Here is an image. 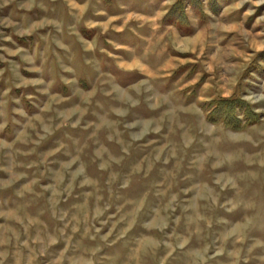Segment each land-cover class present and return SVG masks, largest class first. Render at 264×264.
<instances>
[{
    "label": "rangeland",
    "instance_id": "obj_1",
    "mask_svg": "<svg viewBox=\"0 0 264 264\" xmlns=\"http://www.w3.org/2000/svg\"><path fill=\"white\" fill-rule=\"evenodd\" d=\"M0 264H264V0H0Z\"/></svg>",
    "mask_w": 264,
    "mask_h": 264
},
{
    "label": "trees",
    "instance_id": "obj_2",
    "mask_svg": "<svg viewBox=\"0 0 264 264\" xmlns=\"http://www.w3.org/2000/svg\"><path fill=\"white\" fill-rule=\"evenodd\" d=\"M170 13H171V16L168 15L167 19L169 21H176L177 20L179 22V21L185 20V16L187 14V11L184 8H175L174 10H171ZM174 17L177 19H175ZM228 108H229L228 112H230V113H227L225 118H224L227 121L231 120L235 116V108L237 109L236 103H232L231 105H229Z\"/></svg>",
    "mask_w": 264,
    "mask_h": 264
}]
</instances>
